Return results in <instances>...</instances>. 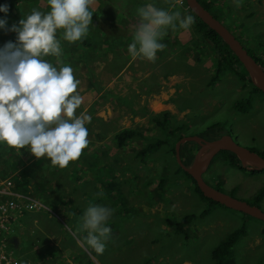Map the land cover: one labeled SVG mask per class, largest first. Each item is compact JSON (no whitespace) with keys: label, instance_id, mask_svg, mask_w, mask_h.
Returning <instances> with one entry per match:
<instances>
[{"label":"rangeland","instance_id":"obj_1","mask_svg":"<svg viewBox=\"0 0 264 264\" xmlns=\"http://www.w3.org/2000/svg\"><path fill=\"white\" fill-rule=\"evenodd\" d=\"M183 1L179 0L176 8L189 14ZM13 2L8 27L30 14L34 7L43 12L50 10L47 0ZM149 2L167 9L174 0ZM259 2L243 0L237 7L233 0H214L213 12L264 65V3ZM145 3L94 0L93 26L84 39L86 44L62 40L61 57L46 58L53 64L57 60L69 64L81 81L77 90L83 103L77 114L89 115L91 122L85 125L89 143L80 157L61 169L46 158H35L28 148L16 149L0 143V180L12 176L17 189V180L23 171L27 172L29 185L34 186L32 197L50 210L48 214L36 211L41 214L40 221L28 233H39V245L48 246L50 255L60 254L54 260L57 264H214L212 251L242 226L245 235L232 250L233 264H264L261 220L215 205L206 217L196 218L186 226L187 237L167 224V220L198 215L208 202L195 191L191 180L177 172L180 165L166 145L173 147L180 135L210 141L231 134L242 146L262 154L264 95L253 93V83L241 80L235 73L224 74L210 85L215 53L210 50L212 45L196 32L195 24L188 30L169 29L162 40L166 47L154 61L132 59L127 47L139 23L136 10ZM9 40L15 42V33L0 30V46ZM245 99L250 100L248 111L241 112L234 104ZM163 112L170 114L164 130L151 121ZM219 125L223 127L220 133L208 132V128ZM126 129L137 131L142 137H134L120 149L115 135ZM156 139H166L167 144L141 161L137 152ZM197 145H191L194 156L200 149ZM218 155L203 175L204 180L264 211V197L254 203L264 190V171L232 167ZM162 179L165 186L160 188ZM163 193L164 200H160L158 196ZM90 204L115 210L103 253L91 249L84 240L86 232L78 230ZM23 217L22 228L28 230L30 225Z\"/></svg>","mask_w":264,"mask_h":264},{"label":"clouds","instance_id":"obj_2","mask_svg":"<svg viewBox=\"0 0 264 264\" xmlns=\"http://www.w3.org/2000/svg\"><path fill=\"white\" fill-rule=\"evenodd\" d=\"M94 0H47L49 11L32 8L30 14L8 27L10 7L0 4V30L15 33L0 46V143L28 148L35 158H46L63 169L77 160L89 143L86 123L91 117L77 114L83 97L81 81L69 64H53L47 57H61V41H83L90 32ZM243 0H233L239 7ZM158 8L149 2L137 8L139 23L127 51L132 59L154 61L166 45L169 29L188 30L195 24L190 14L176 8ZM114 209L90 204L78 230L96 253H103L112 228Z\"/></svg>","mask_w":264,"mask_h":264},{"label":"trees","instance_id":"obj_3","mask_svg":"<svg viewBox=\"0 0 264 264\" xmlns=\"http://www.w3.org/2000/svg\"><path fill=\"white\" fill-rule=\"evenodd\" d=\"M145 1H146V3H149L150 0H145ZM198 1L200 2V4L206 10L211 12L217 19H219V17L213 12L214 4H215L214 0H198ZM3 3H7L9 5L10 12H9L8 15H10L13 12V10H14V2H13V0H0V4H3ZM153 3H155V2H153ZM183 3L185 5V7L187 8V11L189 12V14L192 15L194 17V19H195V30H196V32L198 31V33H200L203 36L205 41L209 42V44L212 45L213 49L210 48V50L211 51L213 50L214 53H215V59H216V61H215L216 63H215V66H214L215 73H214V76L212 78V81H211L210 85H213L216 80H218L224 74H228V73H235V75H237L241 80H248L252 84V81H251V79H250V77L248 75V72L243 67V65L240 63V61L236 57V55L228 47V45L222 40V38L216 32L211 30L205 23H203L188 8L185 0L183 1ZM155 6H157L156 3H155ZM3 16H4V14L0 13V17H3ZM85 40H86V38H85ZM79 44L81 45V44H86V43H84V40H83V42L82 43L80 42ZM79 44L77 43V45H79ZM247 51L256 60V62L264 69V65H263L262 61L256 55H254V53L252 51H250V50H247ZM239 67H240V69L242 67V71L239 70ZM252 92L253 93L258 92V93L263 94L255 86H253ZM249 103H250V100L249 99H245V100L236 102L234 104V107L239 109V111H241V112H247ZM169 117H170V114L168 112H163L160 115H154L151 118V121L153 123H155V126L157 128H160V129L164 130L168 126ZM179 127L180 126L176 127L174 130L177 131L179 129ZM216 129H218V131ZM222 130H223V127L221 125L212 126V127L208 128V132L209 131H216L217 133H220ZM221 134H223V133H221ZM136 136L142 137V134L138 133L137 131L128 130V129L117 133L115 135V140H116L117 147L120 148V149L124 148L127 145V142L129 140L133 139ZM182 137L183 136L180 135L177 138V140H176V142H175L173 147H171V144L166 145V146H168L170 148L171 153L173 154L174 157H176L175 145H176L177 142H179L182 139ZM210 141H212V140H210ZM163 144H167V140L166 139H156L154 141H151V142L147 143L142 149H140L137 152L136 155L141 161H145L147 155H149L153 151L157 150ZM191 145L193 146V145H197V144L195 142H188V143L183 144L181 146V148H180V155H181V158H182V161H183L184 165H186V166H189L193 162V159L195 157L194 156V152L195 151H194V149L192 148ZM198 147L199 146L197 145V148ZM219 155L222 157L224 162L229 164L230 166L239 167L241 169H245V168L242 167V165L240 163V160L238 159L236 154H234V153H232L230 151H222L221 153H219ZM260 155L264 158V152L262 154H260ZM177 172L178 173H183L189 180H191L192 183L194 184L195 191L202 198L206 199L207 202H208V206L203 211H201L198 215L189 214V215L183 216L180 220H175V221L167 220V224L169 226H171V228H173V230L176 233H181V234H183V235H185L187 237L188 234L185 231V228H186V226L188 227L192 223V221L194 219L206 217L212 211V207L215 206V205L223 207V208H226V207L223 206V205H220V204H218V203H216V202H214L212 200H209V199L205 198L204 195L202 194V192L200 191V189L197 187V184H196L195 180L189 174H187L180 166H178ZM162 178H165V175L162 176ZM164 181L165 180L162 179L161 183L159 184L160 188H163L165 186V182ZM28 183H29L28 174H27V172L23 171L22 174H21L20 179L17 180V189H18V191L19 192L22 191L23 193L26 192L27 191L26 186H27ZM22 184H25L23 188L20 187ZM164 194L165 193H163L162 195L158 196V197H160V200H164ZM231 196H233V195H231ZM263 197H264V190H261L258 193V195L255 197L254 203H258ZM251 205H253V204H251ZM244 235H245V227L242 226L241 228H239V229L235 230L234 232H232L223 242H221L212 251V259L214 261V264H233V260L231 259L232 250H233L234 246L236 245V243ZM11 246H14V245L11 244Z\"/></svg>","mask_w":264,"mask_h":264},{"label":"water","instance_id":"obj_4","mask_svg":"<svg viewBox=\"0 0 264 264\" xmlns=\"http://www.w3.org/2000/svg\"><path fill=\"white\" fill-rule=\"evenodd\" d=\"M185 2L203 23L222 38L248 72L253 85L264 94V69L248 53L237 37L211 12L206 10L198 0H185ZM188 142H195L200 146L190 166L184 165L180 155L181 146ZM175 150L180 167L195 180L205 198L264 222L262 209L211 187L203 178L211 166L212 160L222 151H230L236 154L242 167L251 172L264 171V158L259 153L242 146L231 134L223 135L212 141L193 136L184 137L177 142Z\"/></svg>","mask_w":264,"mask_h":264},{"label":"built area","instance_id":"obj_5","mask_svg":"<svg viewBox=\"0 0 264 264\" xmlns=\"http://www.w3.org/2000/svg\"><path fill=\"white\" fill-rule=\"evenodd\" d=\"M50 213L34 197L19 192L13 177L0 180V264H37L34 259H21L11 244L21 218L30 212Z\"/></svg>","mask_w":264,"mask_h":264},{"label":"crops","instance_id":"obj_6","mask_svg":"<svg viewBox=\"0 0 264 264\" xmlns=\"http://www.w3.org/2000/svg\"><path fill=\"white\" fill-rule=\"evenodd\" d=\"M260 1L262 3H264V0H260ZM261 2H259V3H261ZM97 140H99V139H97ZM100 145H101L100 143H98V145H97V151L98 152L100 150ZM34 161H35V159H34ZM18 172H20V171H18ZM29 183H30V181H29ZM29 183L27 186V191L24 192L23 194L26 196L32 197L34 186L29 185ZM96 191L97 190L95 189L94 192H96ZM40 215L41 214H39L38 212H30V213H27L23 217L26 220V223L28 225H30V228L28 230H26L25 228H22L21 220H20L19 228H18V230H17V232H16V234L12 240L13 245H14L13 247L16 251L17 256L21 259H34L37 261V264H57L56 261H54V260H58L60 254L56 255V256L52 255V254L50 255L48 246H45L44 244L39 245V242H40L39 235L40 234L39 233L38 234H35V233L29 234L28 233V231L30 229L38 226V223L40 221V218L38 216H40ZM37 228H38L39 232L41 233V231H42L41 228H39V227H37ZM35 229H33V231ZM30 232H31V230H30ZM42 245H43V247H42ZM63 252L64 251H62V253H61L62 255H63ZM75 253H73V254H75ZM76 254H78V253H76ZM41 256H43L45 258V261H44V258L42 260H40ZM48 257H49V259H48ZM39 260L41 261V263H39L40 262Z\"/></svg>","mask_w":264,"mask_h":264},{"label":"flooded vegetation","instance_id":"obj_7","mask_svg":"<svg viewBox=\"0 0 264 264\" xmlns=\"http://www.w3.org/2000/svg\"><path fill=\"white\" fill-rule=\"evenodd\" d=\"M198 146H199V145H198ZM199 148H200V146H199ZM193 160H194V159H193ZM209 168H210V167H209ZM209 168H208V169H209ZM243 168H244V167H243ZM245 169H247V168H245ZM247 170H248V169H247ZM207 171H208V170H207ZM207 171H206V172H207Z\"/></svg>","mask_w":264,"mask_h":264}]
</instances>
